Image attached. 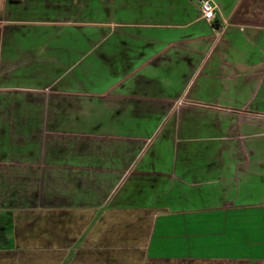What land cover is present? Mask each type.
Listing matches in <instances>:
<instances>
[{
	"label": "crops",
	"instance_id": "obj_1",
	"mask_svg": "<svg viewBox=\"0 0 264 264\" xmlns=\"http://www.w3.org/2000/svg\"><path fill=\"white\" fill-rule=\"evenodd\" d=\"M212 1L0 0V264H264V0Z\"/></svg>",
	"mask_w": 264,
	"mask_h": 264
},
{
	"label": "rangeland",
	"instance_id": "obj_2",
	"mask_svg": "<svg viewBox=\"0 0 264 264\" xmlns=\"http://www.w3.org/2000/svg\"><path fill=\"white\" fill-rule=\"evenodd\" d=\"M217 41L215 43H217ZM257 72H259V71H257ZM263 76H264V74L261 76V78ZM254 78H258V76L255 75ZM256 83L258 84V81ZM47 92H49V91H47ZM246 96H247V101H248L250 107L248 109L247 108L244 109L243 112H245L247 114L250 113V115L253 117V121L255 123L254 127H256L258 129V130L253 131V138H256L258 135L259 139H264V110H262L261 108H256L254 105L255 103H258L259 101H264V91L260 92L259 90H257V92H255V91L249 92L246 94ZM179 104H182V102ZM258 131H260V132L257 133ZM238 133L230 134V138H236L240 144V142H241L240 140L244 141V138L246 136H242L240 139ZM242 135H244V134H242ZM249 136H252V135H249Z\"/></svg>",
	"mask_w": 264,
	"mask_h": 264
},
{
	"label": "built area",
	"instance_id": "obj_3",
	"mask_svg": "<svg viewBox=\"0 0 264 264\" xmlns=\"http://www.w3.org/2000/svg\"><path fill=\"white\" fill-rule=\"evenodd\" d=\"M198 8L200 10L202 19L208 22L215 31V36L218 38L220 36V32L218 28L215 27L214 23L216 21V12L217 6L214 4L212 0H196Z\"/></svg>",
	"mask_w": 264,
	"mask_h": 264
},
{
	"label": "trees",
	"instance_id": "obj_4",
	"mask_svg": "<svg viewBox=\"0 0 264 264\" xmlns=\"http://www.w3.org/2000/svg\"><path fill=\"white\" fill-rule=\"evenodd\" d=\"M11 2L13 3H18L20 2L21 0H10ZM215 27H218V23H214Z\"/></svg>",
	"mask_w": 264,
	"mask_h": 264
}]
</instances>
